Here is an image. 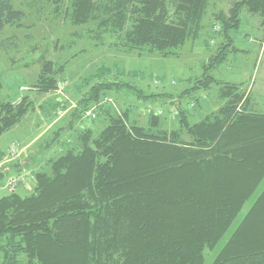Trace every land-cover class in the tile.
<instances>
[{
  "label": "trees",
  "instance_id": "16d2710c",
  "mask_svg": "<svg viewBox=\"0 0 264 264\" xmlns=\"http://www.w3.org/2000/svg\"><path fill=\"white\" fill-rule=\"evenodd\" d=\"M62 1L74 25L114 36L121 50L170 57L201 35L213 0H56ZM244 8L264 23V0H237L228 15H216L227 42L195 89L223 85L224 104L200 122L191 123L178 108L174 129L153 117L129 124L108 106L99 114L106 120L101 132L76 128L102 96L130 87L118 82L120 74L110 78L101 69L69 125L54 133L56 140L74 131L75 138L62 143L68 149L45 164L49 170L34 174L29 195L0 198L2 264H205L206 250L215 249L237 219L212 264H264V113L250 110L242 87L210 74L227 59L234 42L229 34L239 28ZM24 18L11 0H0V41L7 26L22 27ZM47 69L35 85L41 95L57 88ZM33 105L27 98L3 103L0 86V137Z\"/></svg>",
  "mask_w": 264,
  "mask_h": 264
},
{
  "label": "rangeland",
  "instance_id": "374dc122",
  "mask_svg": "<svg viewBox=\"0 0 264 264\" xmlns=\"http://www.w3.org/2000/svg\"><path fill=\"white\" fill-rule=\"evenodd\" d=\"M11 1L16 9L25 13V18L22 27L7 26L2 32L1 100L16 106L27 98L28 102L33 101L34 108L0 137V198L13 192L21 196L29 195L35 187L34 174L43 169L49 170L45 164L68 149L62 143L69 137L74 139V131H62L54 140L55 134L69 125L72 113L101 69L104 76H107L105 70L108 69L110 78L113 74H120L118 82L130 87L102 96L89 109L97 114L98 119L83 117L76 121L75 126L77 123L80 126L76 128L91 126L96 134L101 132L106 120L99 114L103 108L110 106L129 124H149L153 117L160 118L164 128L174 129L179 121L178 108L186 111L190 122L195 123L206 115L217 113L224 104L221 97L223 85L214 83L209 89L195 88L199 85L197 82L203 79L205 66L227 42L223 35L218 34L222 24L216 15H228L237 0H213L201 35L178 49L177 56L170 57L124 51L114 36L97 37L95 33H90L96 30L95 26L74 25L71 9L65 11L66 1ZM241 12L239 28L229 34L234 42L229 45L227 59L213 68L210 74L218 82L242 87L250 110L264 113V23L259 14L247 8ZM44 68H48V75L55 77L57 88L41 95L37 91L40 88L35 85ZM139 91L144 96L157 98H149L147 100L152 101L146 102L139 96ZM106 98L111 103L103 105ZM14 149L17 154L12 152ZM25 162L26 165L23 164ZM43 164L45 166L41 167ZM20 173L27 176L26 183L9 189L11 180H16ZM254 201L255 197L251 203ZM249 207L247 204L242 213ZM239 222L237 219L215 249L206 250L205 264L213 263ZM2 262L0 255V264Z\"/></svg>",
  "mask_w": 264,
  "mask_h": 264
},
{
  "label": "built area",
  "instance_id": "2783aa9c",
  "mask_svg": "<svg viewBox=\"0 0 264 264\" xmlns=\"http://www.w3.org/2000/svg\"><path fill=\"white\" fill-rule=\"evenodd\" d=\"M111 100L109 98H106L105 102L103 103V105L105 104H110ZM86 118L89 117L91 119H96L97 118V114L93 111V110H88L86 112ZM13 153L17 154V150L14 149L12 150ZM18 178L16 180L12 179L9 185V189H15L18 187V185L21 184H25L27 181V176L25 175V173H20L18 176Z\"/></svg>",
  "mask_w": 264,
  "mask_h": 264
},
{
  "label": "crops",
  "instance_id": "0c3cea01",
  "mask_svg": "<svg viewBox=\"0 0 264 264\" xmlns=\"http://www.w3.org/2000/svg\"><path fill=\"white\" fill-rule=\"evenodd\" d=\"M83 122H84V121H83ZM80 125H81V124H80ZM77 126H79V123H77L76 127H77ZM79 127H80V126H79ZM79 127H78V128H79ZM69 131H72V130H69ZM44 163H45V162H44ZM23 164H25V165H26V162H25V163H23ZM27 164H30V163H28V162H27ZM31 164H33V163H31ZM42 166H45V165L43 164V165H41V167H42ZM4 178H6V176H5Z\"/></svg>",
  "mask_w": 264,
  "mask_h": 264
}]
</instances>
